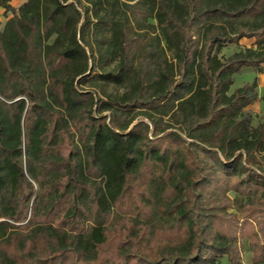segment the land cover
I'll list each match as a JSON object with an SVG mask.
<instances>
[{"label": "trees", "instance_id": "1", "mask_svg": "<svg viewBox=\"0 0 264 264\" xmlns=\"http://www.w3.org/2000/svg\"><path fill=\"white\" fill-rule=\"evenodd\" d=\"M0 6V264L264 263V0Z\"/></svg>", "mask_w": 264, "mask_h": 264}, {"label": "rangeland", "instance_id": "2", "mask_svg": "<svg viewBox=\"0 0 264 264\" xmlns=\"http://www.w3.org/2000/svg\"><path fill=\"white\" fill-rule=\"evenodd\" d=\"M248 47L256 48L257 45L255 44V40L249 38H242L237 43L227 44V46H225L219 53V57H221L222 59H226L234 52L246 49ZM255 80L258 83L259 96L254 104L247 107V110L254 117V125H258L259 122L262 121L264 118V70L263 72H258L251 67H243V70L235 75V82L232 86V89L235 87H240L246 82H253ZM230 197L234 198L235 200L241 199V196L237 195L235 192H231ZM240 244L242 250L241 264H253L252 260L254 249L250 240H242ZM222 263L227 264V260L223 259Z\"/></svg>", "mask_w": 264, "mask_h": 264}, {"label": "crops", "instance_id": "3", "mask_svg": "<svg viewBox=\"0 0 264 264\" xmlns=\"http://www.w3.org/2000/svg\"><path fill=\"white\" fill-rule=\"evenodd\" d=\"M27 0H9V4L15 9H19L21 4ZM13 16L11 11H7V9L3 6H0V28H3L6 25V21Z\"/></svg>", "mask_w": 264, "mask_h": 264}]
</instances>
